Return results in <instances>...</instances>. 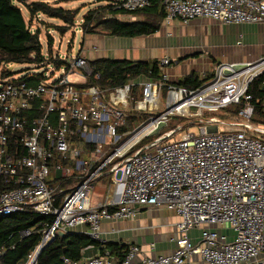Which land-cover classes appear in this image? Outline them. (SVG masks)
I'll return each instance as SVG.
<instances>
[{
    "label": "built area",
    "instance_id": "built-area-1",
    "mask_svg": "<svg viewBox=\"0 0 264 264\" xmlns=\"http://www.w3.org/2000/svg\"><path fill=\"white\" fill-rule=\"evenodd\" d=\"M150 3L120 0L127 11ZM163 4L165 25L196 18L264 22V0H164ZM64 60L62 74L54 79L44 75L37 82L14 75L0 81V217L24 210L51 217L25 264H37L59 232L80 226L104 245L105 222L133 220L141 209L149 208H165L179 217L177 245L171 252L158 253L153 242L146 253L128 242L122 259L106 250L79 260L63 256L58 264H264V127L250 122L254 105L249 93L251 82L264 71V55L254 62H221L204 75L210 79L201 86L168 84L165 95L169 78L164 70L171 61L164 57L163 81L141 80V98L134 103L133 83L79 88L77 84L100 74L84 56ZM233 105H241L242 120L235 128L220 130L219 117H202ZM130 108L160 114L121 132ZM174 115L200 118L199 132L187 131L175 140L174 128L126 156L164 124L162 131ZM73 133L80 135L81 144H74ZM88 144L96 146L89 158L84 156ZM106 168L118 175L122 191L93 205L92 190ZM52 174L62 178L77 174L82 179L58 201L57 188L49 183ZM195 228L201 229L196 241L190 236ZM28 234L29 230L24 232Z\"/></svg>",
    "mask_w": 264,
    "mask_h": 264
},
{
    "label": "trees",
    "instance_id": "trees-1",
    "mask_svg": "<svg viewBox=\"0 0 264 264\" xmlns=\"http://www.w3.org/2000/svg\"><path fill=\"white\" fill-rule=\"evenodd\" d=\"M70 1L76 0H55L53 3L42 0H0V68H5L1 70L3 77L14 76L16 73L7 69V64L34 65L41 64L45 59L42 53L40 30H33L32 24L26 21L22 9L15 3L24 4L28 8L31 14L30 20L41 14L61 19L64 24L54 25V27L64 35L75 25L79 9H66L58 6V3ZM96 1L99 4L90 8L83 15L81 29L84 34L106 33L117 37L151 35L159 30L161 20L165 17L164 0H150V6L136 11L125 10L120 6V0ZM50 60L58 67L65 62L64 59L53 55L50 56ZM90 62L95 74L99 73L100 78H96V75L89 76L87 82L77 84L79 88L86 89L92 85L115 88L133 83L130 96L132 103L141 98L142 87L139 91L141 80L163 81V71L160 70V61L158 60L132 61L99 58L90 60ZM43 76L44 73L34 74V77L29 79V73H27L21 79L38 82ZM209 79L210 76L201 79L197 72H191L177 82H166L163 94H166L168 84L197 88ZM249 93L252 95L254 105L252 119L256 122H264V71L251 82ZM240 108L241 105L228 107L229 111L234 114H238ZM128 112L127 124L120 129L121 132L133 130L151 117L160 114V112L137 111L132 108L128 109ZM182 118L187 121L189 119ZM163 133L160 131L157 135L150 134L144 137L126 156L141 150ZM71 139L75 145L82 142L78 133L71 134ZM95 148V145H86L84 156ZM81 179L77 174L69 178H62L60 174H52L49 183L57 188V199L62 201L70 187H74ZM47 222H51L50 216L26 210L0 217V264H25L29 254L39 244L44 230L43 224ZM27 230L30 231V234L24 235ZM89 247L98 248L100 253L108 250L122 259L125 256L127 244L107 242L103 245L86 232L70 231L66 235H58L48 244L40 253L37 264H58L63 256L79 260L85 256Z\"/></svg>",
    "mask_w": 264,
    "mask_h": 264
},
{
    "label": "crops",
    "instance_id": "crops-1",
    "mask_svg": "<svg viewBox=\"0 0 264 264\" xmlns=\"http://www.w3.org/2000/svg\"><path fill=\"white\" fill-rule=\"evenodd\" d=\"M163 20L159 30L151 35L117 37L106 33L86 34L92 45L83 47L79 55L89 61L108 58L161 62L166 57L171 64L165 67L164 72L172 82L191 72H197L203 79L221 62H254L264 55V22L234 24L196 18L188 23L176 20L165 25ZM85 157L89 158L90 153ZM116 177L118 175L109 168L102 172L92 190L91 204L98 205L106 196L112 199L122 191ZM145 211H149L151 216H142ZM179 220L165 208L141 209L133 220L105 222L103 237L110 243L138 244L146 253H149V244L154 242L158 253H169L177 245L174 238L177 237ZM86 229L80 226L71 231L85 232ZM96 254H100L99 249L89 247L85 256Z\"/></svg>",
    "mask_w": 264,
    "mask_h": 264
},
{
    "label": "rangeland",
    "instance_id": "rangeland-1",
    "mask_svg": "<svg viewBox=\"0 0 264 264\" xmlns=\"http://www.w3.org/2000/svg\"><path fill=\"white\" fill-rule=\"evenodd\" d=\"M47 1V0H42ZM49 1V0H48ZM53 3V0L49 1ZM23 11V15L26 21L29 24H32L33 30H40V40L42 43V53L44 56V60L41 64H19V63H11L7 64L6 68L11 71L16 72V77H22L27 73L33 74H43L46 77H50V79H54L55 77L62 74V67H58L53 61L50 60V56L60 57V59L65 58H74L77 57L83 47H87L92 45L88 39H86V34L82 32L81 22L83 15L92 7L99 4L96 0H76L70 2H62L58 3V6L64 7L66 9H79V13L77 15L76 23L72 26L64 35L61 34L54 25H62L64 24L61 19L52 18L46 16L44 14L39 15L38 17L31 19V14L28 8L21 3L16 2ZM52 42V45H50ZM52 54V55H51ZM5 68H0V81L2 78L1 70ZM56 74V76L53 75ZM139 91L141 90V85L139 84ZM141 97V94H140ZM164 98V96H162ZM132 105V103H131ZM233 107V106H232ZM230 108V107H229ZM230 109L226 108L224 110H220L215 113H205L202 117L205 119L210 116L219 117L221 124L219 125L220 130H224L227 128H235V123L242 120L238 114H234ZM197 119V120H196ZM198 119L200 118H192L184 120L181 116L174 115L170 118L168 124L162 129L163 132L170 131L171 129L176 128L177 133L173 136L172 139L179 140L181 137L187 132H199ZM194 120V121H193ZM197 122H196V121ZM191 122V123H190ZM194 122V123H193ZM251 124L254 127L262 125L264 127V122H256L253 119L250 120ZM188 129V130H187ZM142 216H151L149 211L143 212ZM201 234V229L195 228L190 232V236L194 241Z\"/></svg>",
    "mask_w": 264,
    "mask_h": 264
},
{
    "label": "water",
    "instance_id": "water-1",
    "mask_svg": "<svg viewBox=\"0 0 264 264\" xmlns=\"http://www.w3.org/2000/svg\"><path fill=\"white\" fill-rule=\"evenodd\" d=\"M163 125H164V124L158 126L155 130H153V131L151 132V135H157V134L159 133L161 127H162ZM66 234H67V233L59 232L58 235H62V236H63V235H66Z\"/></svg>",
    "mask_w": 264,
    "mask_h": 264
}]
</instances>
